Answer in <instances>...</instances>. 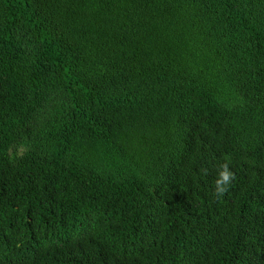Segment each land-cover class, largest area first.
I'll list each match as a JSON object with an SVG mask.
<instances>
[{
    "label": "trees",
    "instance_id": "obj_1",
    "mask_svg": "<svg viewBox=\"0 0 264 264\" xmlns=\"http://www.w3.org/2000/svg\"><path fill=\"white\" fill-rule=\"evenodd\" d=\"M0 264H264V0H0Z\"/></svg>",
    "mask_w": 264,
    "mask_h": 264
},
{
    "label": "clouds",
    "instance_id": "obj_2",
    "mask_svg": "<svg viewBox=\"0 0 264 264\" xmlns=\"http://www.w3.org/2000/svg\"><path fill=\"white\" fill-rule=\"evenodd\" d=\"M222 170L218 173V178L215 181L214 194L219 199L223 197L229 190L231 182L235 179L234 173H232L228 165H222ZM207 174L205 170V175Z\"/></svg>",
    "mask_w": 264,
    "mask_h": 264
}]
</instances>
